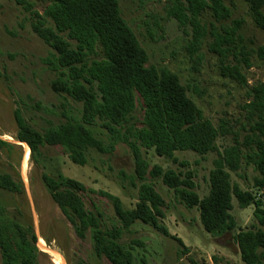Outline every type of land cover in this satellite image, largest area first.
Listing matches in <instances>:
<instances>
[{"label": "trees", "instance_id": "obj_1", "mask_svg": "<svg viewBox=\"0 0 264 264\" xmlns=\"http://www.w3.org/2000/svg\"><path fill=\"white\" fill-rule=\"evenodd\" d=\"M15 1L31 11L32 3L44 6L43 14L32 11L33 31L54 50V60L50 61L53 69L62 68L68 73L67 80L61 77L53 81V90L83 105L80 121L64 112V122L42 132L15 111L17 141L30 148L32 159L40 157L41 149L47 146L63 147L77 166L87 164L89 151L111 154L116 144L123 142L135 156L136 177L142 182L139 202L134 209H126L118 197L104 193L112 202L120 223L108 228L102 222L101 213L86 209L82 196L86 187L82 183L61 173L55 176L44 173L42 181L46 190L77 237L85 239L90 233L97 257L106 258L111 264H133L132 248L121 243L124 231L142 222L168 236L161 224L165 217L164 200L147 182L149 175L161 177L188 209L197 208L204 229L215 236L235 230L231 214L234 198L242 208L254 205V217L260 227L240 231L235 239L244 264H264V202L233 184L230 174L252 167L260 175L255 186L264 189V83L248 90L249 102L244 107L252 134L246 138L248 150L243 151L235 144L220 152L217 140L224 124L217 128L204 117L176 74L148 66L149 57L122 17L117 0ZM243 1L257 27L264 31V0ZM170 15L181 27L191 26V47L198 50L212 38L210 49L218 54L224 76L235 77L246 84L241 69L252 67L254 56L264 61V46L255 47L254 41L245 35V21L233 18V10L226 0H173ZM89 52H99L101 61L89 65ZM138 105L144 115L141 127L134 116ZM96 125L108 131L110 144L106 145L96 136ZM13 147L0 139V149ZM141 148L154 150L159 157L170 160L176 152L191 151L200 156L216 153L209 194L200 198L194 192L190 174L182 178L173 171L164 173L158 166L148 172ZM0 189L13 194L23 191L22 183L9 174H0ZM37 242L32 225L9 216L7 208L0 204L2 264H38Z\"/></svg>", "mask_w": 264, "mask_h": 264}, {"label": "rangeland", "instance_id": "obj_2", "mask_svg": "<svg viewBox=\"0 0 264 264\" xmlns=\"http://www.w3.org/2000/svg\"><path fill=\"white\" fill-rule=\"evenodd\" d=\"M117 1L122 17L149 57L148 66L176 74L204 117L217 128L224 124L217 140L220 152L235 144L247 151L246 138L252 134L244 107L249 102L248 90L264 83V61L254 56V65L241 69L246 78L243 84L235 77L222 74L218 54L210 49L212 38L198 50L191 47V26L181 27L170 15L173 0ZM32 4V11L43 14L41 3ZM226 4L233 10V18L245 21L244 33L254 41L255 47L264 46V31L255 24L248 5L243 0H226ZM32 11L15 0H0V139L14 145L12 149H0V174L11 175L23 187L20 194L0 189V204L7 208L9 216L32 225L38 237V264H57L54 256L44 251L48 249L60 256L62 264H111L106 258L97 257L90 233L85 239L77 237L46 190L42 175L61 173L82 183L86 187L82 194L86 209L101 213L106 227L120 226L114 206L104 193L118 197L126 209L136 207L142 182L136 177L135 156L129 145L118 142L113 153L91 150L87 164L77 166L63 147L47 146L41 149L40 157L32 159L30 148L26 144L19 145L15 111L42 132L64 122V112L80 121L83 110L81 103L53 90V81L61 77L67 80L68 73L62 68L53 69L50 61L54 60L55 52L34 33ZM63 37L70 41L67 36ZM98 53H88L89 65L101 61ZM62 72L67 73L66 76H62ZM134 116L141 127L144 115L139 105ZM94 132L106 145L112 142L101 125H96ZM27 148L30 158L25 152ZM141 154L148 172L158 166L164 173L173 171L182 178L190 174L194 192L200 198L209 194L216 153L200 156L191 151L176 152L172 160L145 148H141ZM230 174L233 184L264 202V189L255 186L260 175L252 167ZM147 182L164 200L165 217L161 224L169 235L142 222L124 231L121 243L132 248L133 264H244L235 238L240 231L260 227L254 217V205L242 208L234 198L231 214L235 230L215 236L204 229L198 209H188L181 203L161 177L148 175Z\"/></svg>", "mask_w": 264, "mask_h": 264}, {"label": "bare ground", "instance_id": "obj_3", "mask_svg": "<svg viewBox=\"0 0 264 264\" xmlns=\"http://www.w3.org/2000/svg\"><path fill=\"white\" fill-rule=\"evenodd\" d=\"M22 145H25V144H22ZM26 146V145H25ZM26 154L29 156V158H30V153H29V150H28V148L26 149ZM26 168V167H25ZM45 252H47V253H49L50 255H52V257L54 256V258H55V260H56V262H57V264H62V261H61V258H60V256L55 252V251H53V250H44Z\"/></svg>", "mask_w": 264, "mask_h": 264}, {"label": "water", "instance_id": "obj_4", "mask_svg": "<svg viewBox=\"0 0 264 264\" xmlns=\"http://www.w3.org/2000/svg\"><path fill=\"white\" fill-rule=\"evenodd\" d=\"M23 143H20L19 145H22Z\"/></svg>", "mask_w": 264, "mask_h": 264}]
</instances>
